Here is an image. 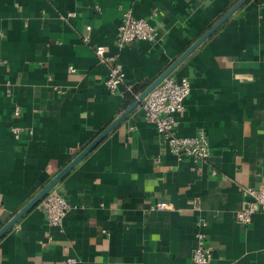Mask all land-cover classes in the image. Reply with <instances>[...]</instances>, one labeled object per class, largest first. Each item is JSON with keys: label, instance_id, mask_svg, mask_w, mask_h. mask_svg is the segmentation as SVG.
<instances>
[{"label": "crops", "instance_id": "0c3cea01", "mask_svg": "<svg viewBox=\"0 0 264 264\" xmlns=\"http://www.w3.org/2000/svg\"><path fill=\"white\" fill-rule=\"evenodd\" d=\"M236 1L0 0V228L129 108L124 86L108 91L95 46L148 86ZM126 10L161 39L119 48ZM172 75L191 82L177 133L204 132L207 160L178 159L136 107L56 185L71 204L63 224L39 203L1 237L0 264H195L200 218L207 264H264V212L236 219L242 188L264 183V0H248ZM14 123L33 133L15 139ZM158 202L167 208L149 210Z\"/></svg>", "mask_w": 264, "mask_h": 264}, {"label": "built area", "instance_id": "2783aa9c", "mask_svg": "<svg viewBox=\"0 0 264 264\" xmlns=\"http://www.w3.org/2000/svg\"><path fill=\"white\" fill-rule=\"evenodd\" d=\"M89 28V27H88ZM87 38H85L86 40ZM161 39L159 32L147 17H137L132 10H126L122 14L118 27L117 45L119 48L126 44L144 40L157 42ZM95 52L99 60L108 66L109 75L105 85L110 93H117L124 86V92H132L133 84L127 82L126 73L119 61V55H109L105 46H95ZM71 71H75L70 67ZM191 92V82L188 77L176 78L173 75L167 76L137 106L142 109L144 117L152 122L160 135L168 142L171 152L183 159L190 157L196 163H203L211 153V147L207 136L200 131L194 136H180L177 133L179 117L186 112V99ZM139 94L136 95V98ZM21 107L14 105L13 117L21 118ZM11 134L15 139H20L25 134H32L33 129L23 124L14 123L10 127ZM216 174V171H213ZM245 198L244 205L236 212V219L240 223H250L257 212H264V183L257 186L247 185L242 188ZM49 225L61 226L69 211L71 204L55 188L50 190L41 202ZM165 202H158L150 206L149 210L165 209ZM196 246L192 252V261L195 264H207L212 258V247L208 241L207 222L200 218L196 221ZM68 262L74 264L75 258H68ZM141 264V263H138Z\"/></svg>", "mask_w": 264, "mask_h": 264}, {"label": "water", "instance_id": "95a60500", "mask_svg": "<svg viewBox=\"0 0 264 264\" xmlns=\"http://www.w3.org/2000/svg\"><path fill=\"white\" fill-rule=\"evenodd\" d=\"M248 0H237L213 25L201 34L171 65L167 67L158 77H156L142 92L139 93L135 101L129 106L127 111L113 119L86 147L82 149L64 168H62L54 177H52L11 219L0 228L1 237L13 227L30 209L42 202L47 193L56 187V185L68 174L69 171L80 162L98 143L124 118V116L135 109L141 101L167 76L172 75L177 67L206 39H208L225 21L230 18L239 8Z\"/></svg>", "mask_w": 264, "mask_h": 264}, {"label": "trees", "instance_id": "16d2710c", "mask_svg": "<svg viewBox=\"0 0 264 264\" xmlns=\"http://www.w3.org/2000/svg\"><path fill=\"white\" fill-rule=\"evenodd\" d=\"M146 87L147 83H143L135 86L132 92H126L124 97V108H127L129 105H131L135 101L136 95L142 92Z\"/></svg>", "mask_w": 264, "mask_h": 264}]
</instances>
